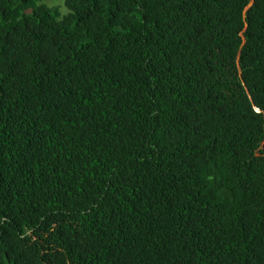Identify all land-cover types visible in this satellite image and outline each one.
Wrapping results in <instances>:
<instances>
[{
	"label": "trees",
	"instance_id": "16d2710c",
	"mask_svg": "<svg viewBox=\"0 0 264 264\" xmlns=\"http://www.w3.org/2000/svg\"><path fill=\"white\" fill-rule=\"evenodd\" d=\"M0 0V264H264V0Z\"/></svg>",
	"mask_w": 264,
	"mask_h": 264
},
{
	"label": "rangeland",
	"instance_id": "374dc122",
	"mask_svg": "<svg viewBox=\"0 0 264 264\" xmlns=\"http://www.w3.org/2000/svg\"><path fill=\"white\" fill-rule=\"evenodd\" d=\"M66 0H46V4L49 7H60L62 9L63 14L66 12V9L64 7Z\"/></svg>",
	"mask_w": 264,
	"mask_h": 264
}]
</instances>
